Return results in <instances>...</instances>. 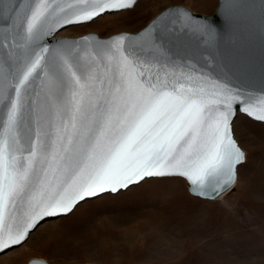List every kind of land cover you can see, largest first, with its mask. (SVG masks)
Listing matches in <instances>:
<instances>
[{
  "label": "snow or ice",
  "instance_id": "snow-or-ice-1",
  "mask_svg": "<svg viewBox=\"0 0 264 264\" xmlns=\"http://www.w3.org/2000/svg\"><path fill=\"white\" fill-rule=\"evenodd\" d=\"M137 3L0 0V261L43 223L150 179L202 200L236 183L235 119L264 122V91L210 51L207 18L169 5L136 33L61 35Z\"/></svg>",
  "mask_w": 264,
  "mask_h": 264
},
{
  "label": "rangeland",
  "instance_id": "rangeland-1",
  "mask_svg": "<svg viewBox=\"0 0 264 264\" xmlns=\"http://www.w3.org/2000/svg\"><path fill=\"white\" fill-rule=\"evenodd\" d=\"M217 2L138 0L131 11L61 35L136 32L166 6L211 15ZM234 129L246 158L234 187L219 199H197L181 180L150 179L43 223L0 264L32 258L48 264H264V123L237 115Z\"/></svg>",
  "mask_w": 264,
  "mask_h": 264
},
{
  "label": "water",
  "instance_id": "water-1",
  "mask_svg": "<svg viewBox=\"0 0 264 264\" xmlns=\"http://www.w3.org/2000/svg\"><path fill=\"white\" fill-rule=\"evenodd\" d=\"M191 12L198 17L207 18L206 22L214 28L216 40L210 51L217 58H222L232 69L236 83L253 94L258 95L264 91V5H262L261 0H218L216 9L211 15ZM85 34L97 35L93 32ZM81 36L74 37L79 38ZM203 49L204 45H201L199 51L203 52ZM193 51H195L194 41L191 48L188 49V53L192 54ZM204 58H207L206 52ZM186 187L189 192L187 184ZM233 187L234 185L211 200L220 198ZM34 262L48 264L40 258H32L26 264H34Z\"/></svg>",
  "mask_w": 264,
  "mask_h": 264
},
{
  "label": "bare ground",
  "instance_id": "bare-ground-1",
  "mask_svg": "<svg viewBox=\"0 0 264 264\" xmlns=\"http://www.w3.org/2000/svg\"><path fill=\"white\" fill-rule=\"evenodd\" d=\"M219 199V198H218ZM101 223V222H100ZM99 223V224H100ZM127 226V225H126ZM106 227V226H105ZM123 227V226H122ZM99 228V227H98ZM112 228H114V227H112ZM111 231H113V230H111ZM118 234V233H117ZM120 235V234H119ZM121 236V235H120ZM134 236H135V234H134ZM113 238V237H112ZM117 238V237H116ZM118 239V238H117ZM5 260H7V258L6 259H4L3 261H1V262H4Z\"/></svg>",
  "mask_w": 264,
  "mask_h": 264
}]
</instances>
